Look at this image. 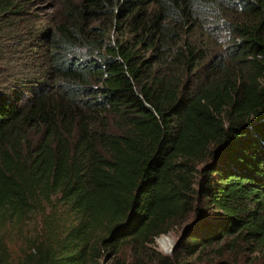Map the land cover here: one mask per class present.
<instances>
[{
	"label": "trees",
	"instance_id": "16d2710c",
	"mask_svg": "<svg viewBox=\"0 0 264 264\" xmlns=\"http://www.w3.org/2000/svg\"><path fill=\"white\" fill-rule=\"evenodd\" d=\"M24 6L0 0V54ZM56 14L40 77L0 70V264H204L229 238L264 245V0H60ZM32 220L14 263L5 237ZM224 255L207 264H239Z\"/></svg>",
	"mask_w": 264,
	"mask_h": 264
},
{
	"label": "rangeland",
	"instance_id": "374dc122",
	"mask_svg": "<svg viewBox=\"0 0 264 264\" xmlns=\"http://www.w3.org/2000/svg\"><path fill=\"white\" fill-rule=\"evenodd\" d=\"M60 0H24V8L19 17L8 16L7 19L11 22L12 36L15 38L18 46L15 48L8 47L1 49L0 58L3 60L0 63V70L4 72V68L8 73L5 77L18 75L19 79H26L28 76L40 77L44 66L43 48L41 45V33L43 28L51 27L57 21V10ZM212 50L215 48L212 47ZM192 220L188 219L181 225H174L172 231L163 237L155 240V250L162 255L170 256L175 245L178 243L182 231ZM37 223L32 220L25 227V235L21 238L18 235H8L5 238V243L9 249L11 260L17 263L22 257L23 252L28 251V238L36 234ZM162 238H166L171 242V250L163 248L160 243ZM229 241H222L219 245L207 248V256L204 260L207 264L209 261L219 259L217 254L225 253L223 260H231L236 255L239 264H264V245L253 242L237 240L235 247H228L224 244ZM219 252V253H218ZM196 256V255H195ZM192 258V260L195 258ZM115 256L111 253H103V258L100 264H113Z\"/></svg>",
	"mask_w": 264,
	"mask_h": 264
},
{
	"label": "bare ground",
	"instance_id": "6f19581e",
	"mask_svg": "<svg viewBox=\"0 0 264 264\" xmlns=\"http://www.w3.org/2000/svg\"><path fill=\"white\" fill-rule=\"evenodd\" d=\"M160 243L163 246V248L167 250V253H169L171 250V242H169L166 238H162L160 240Z\"/></svg>",
	"mask_w": 264,
	"mask_h": 264
}]
</instances>
